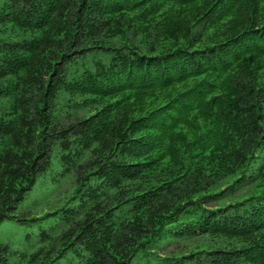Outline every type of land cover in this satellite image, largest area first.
<instances>
[{
  "label": "trees",
  "instance_id": "16d2710c",
  "mask_svg": "<svg viewBox=\"0 0 264 264\" xmlns=\"http://www.w3.org/2000/svg\"><path fill=\"white\" fill-rule=\"evenodd\" d=\"M6 220L0 264H264V0H0Z\"/></svg>",
  "mask_w": 264,
  "mask_h": 264
},
{
  "label": "rangeland",
  "instance_id": "374dc122",
  "mask_svg": "<svg viewBox=\"0 0 264 264\" xmlns=\"http://www.w3.org/2000/svg\"><path fill=\"white\" fill-rule=\"evenodd\" d=\"M66 183V182H65ZM64 182L60 184L55 191H47L44 194L52 193L53 195H49L47 202H44L47 198L46 196L41 197V193L33 192L30 197H34L36 199L35 205L31 208V212L33 214L40 215L41 213H45L49 211V209H54L53 205H58L60 202V197L63 195L62 192L64 189ZM46 186V185H45ZM63 186V188H62ZM41 184L36 186V189H40ZM55 192V193H54ZM48 196V195H47ZM29 198V196H28ZM27 198L26 201L29 199ZM31 198L30 200L34 199ZM25 201V202H26ZM30 202V201H29ZM42 217V216H41ZM48 218V217H47ZM46 218L40 219V223H43ZM38 222H22L16 223L12 221H4L0 225V240L4 242H8L9 244L19 247L25 248L28 245H31L36 239V224ZM55 229L58 228L57 225H54ZM28 234V236H27ZM27 236V237H26Z\"/></svg>",
  "mask_w": 264,
  "mask_h": 264
}]
</instances>
